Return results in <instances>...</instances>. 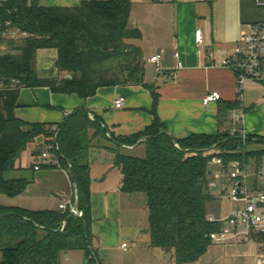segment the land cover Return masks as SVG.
<instances>
[{
  "label": "trees",
  "instance_id": "16d2710c",
  "mask_svg": "<svg viewBox=\"0 0 264 264\" xmlns=\"http://www.w3.org/2000/svg\"><path fill=\"white\" fill-rule=\"evenodd\" d=\"M130 10V0H81L77 6L55 7L43 6L39 0L1 1L0 44L6 50L0 53L4 87L0 90V195H22L34 183V179L6 176L19 170L15 162L29 143L42 137L32 152L36 156L53 133L51 125L15 118L21 88L47 87L53 93L87 98L99 87L143 85L152 96L154 120L142 133L118 137L98 117L89 118L85 109L67 115L58 125V155L60 166L72 172L71 198L82 214L0 205V264H60L62 256L76 250L82 251L85 261L93 253L101 264L90 202L94 146L113 154V167L121 176L120 193L143 196L150 246L168 254L175 264L197 261L213 243L210 233L221 228V222L210 221L206 214L207 203L214 199L208 185L212 158H220L224 168L232 161L246 168L252 161L255 175L263 168L264 140L243 134L240 128L233 135L180 140L158 135L163 125L154 112L157 94L152 85L143 83L144 60L134 43L141 34L129 25ZM13 29L22 34L19 39L6 36ZM39 49L57 51L58 77H37L34 63ZM135 145L143 146L142 156L130 153ZM255 145L262 148L248 149ZM251 187L264 191V182L253 176ZM252 236L264 242V235Z\"/></svg>",
  "mask_w": 264,
  "mask_h": 264
},
{
  "label": "crops",
  "instance_id": "0c3cea01",
  "mask_svg": "<svg viewBox=\"0 0 264 264\" xmlns=\"http://www.w3.org/2000/svg\"><path fill=\"white\" fill-rule=\"evenodd\" d=\"M80 2L39 0V4L51 7L77 6ZM130 2L129 25L141 34L134 43L144 60L143 83L152 85L157 94L154 112L163 125V131L175 140L192 135L228 133L233 126L237 106L235 75L221 66L220 62L230 54L246 24L264 18V8L257 7L255 0ZM198 29L201 30L203 41L199 47L195 43V31ZM154 55H160L158 63L149 61ZM56 57L55 49L36 51L37 77H58L54 66ZM212 91H217L221 99L203 105V97ZM120 96L125 100L124 107L116 109L113 101ZM152 103L151 93L143 85L99 87L93 96L87 98L53 93L47 87L21 88L13 113L23 123L53 126L61 124L67 115L77 109H85L92 117H98L112 135L124 137L142 133L151 125L154 120ZM242 106V121L239 125L242 133L264 140V84L246 82ZM41 142L42 137H37L26 146L31 157ZM130 151L142 155L143 146H136ZM90 159L92 233L96 238L98 256H104V253L110 256L113 250L118 249L120 238L127 237L130 246L123 248L126 250L124 257L133 255L132 264H175L168 254L150 246L148 221L146 227L141 229L142 221L139 224L132 216L137 209L132 198L119 191L121 176L113 167V154L94 146L90 151ZM92 168H99V171L93 173ZM41 169L50 170L41 177L52 183L47 189L49 194L54 195V191L58 190L53 171L58 172V177H63L64 190L57 193L61 200L59 204L72 197L69 174L62 167L47 166ZM113 171L118 174L116 181L110 186H103L107 175ZM211 192L215 200L223 193L219 189ZM215 206L209 205L206 214L208 219L217 222L224 220L237 208L236 204L228 214L222 216L220 213L216 215ZM128 213L129 216H125ZM255 251L252 244L242 241L240 237L229 236L221 244L212 243L205 254L189 264H255ZM67 254L65 259L69 258Z\"/></svg>",
  "mask_w": 264,
  "mask_h": 264
},
{
  "label": "built area",
  "instance_id": "2783aa9c",
  "mask_svg": "<svg viewBox=\"0 0 264 264\" xmlns=\"http://www.w3.org/2000/svg\"><path fill=\"white\" fill-rule=\"evenodd\" d=\"M3 0H0V3ZM259 8H264V0H255ZM11 39L22 36L16 29L7 33ZM201 30L195 31V43L197 47L202 45ZM6 50L0 44V53ZM212 56V54H210ZM160 55L151 56L149 61L158 63ZM221 66L228 68L235 75V100L236 109L233 115V126L228 134L233 135L239 128L242 121V101L243 91L246 82H257L264 84V18L250 22L241 31L237 42L234 44L230 54L221 60ZM178 66H181L178 64ZM13 80V84H17ZM4 87L0 84V90ZM221 99L217 91L206 94L202 99L203 105L216 102ZM123 97H117L113 101V107L120 109L124 107ZM92 119V116H89ZM58 125H53L51 139L36 156H33L31 166L34 171L43 167H61L59 161V145L57 142ZM210 165L212 168L211 180L208 185L210 188L219 189L224 192L227 199L237 208L221 221V228L217 232L210 233L209 237L213 243L221 244L229 236L240 237L242 241L252 244L255 248V264H264V242H258L256 236L264 235V191L254 189L249 183V173L239 161L230 162L226 168L223 167L220 158H212ZM257 181L264 179V168L258 171ZM226 192V193H225ZM58 209L68 210L74 216H81V211L77 209L73 200L66 199L58 205ZM212 221L211 219H209ZM126 245H121L124 248ZM89 262V263H88ZM86 264H98L96 256L91 253L87 257Z\"/></svg>",
  "mask_w": 264,
  "mask_h": 264
},
{
  "label": "rangeland",
  "instance_id": "374dc122",
  "mask_svg": "<svg viewBox=\"0 0 264 264\" xmlns=\"http://www.w3.org/2000/svg\"><path fill=\"white\" fill-rule=\"evenodd\" d=\"M36 58V55H35ZM35 66V63H34ZM101 144H106L104 141H101ZM95 143V142H94ZM262 148L260 146H249L248 149H258ZM130 153L134 156H140L139 153L137 152H131ZM143 155V153H142ZM141 155V156H142ZM33 157L30 155L29 148L26 147L22 152L21 155L19 156V159L16 160L15 164L19 168V170L11 172L7 174V178L13 179V178H26L29 180L34 179L35 184L30 185L27 190L19 196L16 197H7L5 195H0V205L4 206H20V207H25L28 209L32 210H46V209H57L59 202L61 201L59 198L60 191L64 190V179L62 176L58 177V172L53 171V175L56 176L57 180L56 183L58 185V190H55V194H49L48 188L51 187L52 183L49 181H46L42 179V175H44L47 171L50 170H45L41 169L40 171H33L31 170L30 163L32 161ZM253 162L251 161L250 165L246 167L247 172L249 173V183L252 184V178L253 176H256L253 173ZM262 167L264 168V159H263V165ZM99 171V168H92L93 173H97ZM118 176L117 172H111L109 175H107L106 182L104 183L103 186H110L114 181H116V177ZM261 180L258 182L260 183ZM262 182H264V179H262ZM57 193H59L57 195ZM226 193V192H225ZM221 197L217 198V200H211L207 203V209L209 205H215V209L217 214L219 213L224 216L228 214L232 207H234L236 204L232 203L231 201L227 200L226 195L224 192H221ZM132 200L134 201V205L136 206V211H133V215L130 213V216H134V219H136L140 224L139 221H142L141 223V229H144L146 227V216H147V211L144 205V198L142 195H137V196H132ZM232 213V212H231ZM125 216H129V213L126 214ZM137 216V217H136ZM148 230V228H147ZM120 244L118 246V249L113 250L110 253V256H106V254H100V261L103 264H132L134 261L133 255H128L124 257V254L126 253L125 249L121 247V243H125V245L130 246L129 240L127 237H122L120 238ZM69 256L68 259H65V255L61 257V264H84V258H83V253L82 251H71L67 254Z\"/></svg>",
  "mask_w": 264,
  "mask_h": 264
},
{
  "label": "water",
  "instance_id": "95a60500",
  "mask_svg": "<svg viewBox=\"0 0 264 264\" xmlns=\"http://www.w3.org/2000/svg\"><path fill=\"white\" fill-rule=\"evenodd\" d=\"M66 77L68 78L69 76H66ZM90 116H91V115H90ZM162 134L169 136V134H168L166 131H163V130H161V131L158 133V135H162ZM139 143H140V142H139ZM139 143H138V144H139ZM138 144H137V145H138ZM135 147H136V145L130 147L129 149L131 150V149H134ZM69 179H70V181H71V184H73V178H72V172H71V170L69 171ZM85 263H87V261H85Z\"/></svg>",
  "mask_w": 264,
  "mask_h": 264
}]
</instances>
